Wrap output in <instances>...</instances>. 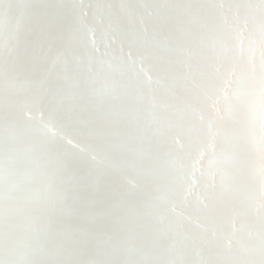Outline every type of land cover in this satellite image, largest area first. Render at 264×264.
<instances>
[{"label": "bare ground", "instance_id": "1", "mask_svg": "<svg viewBox=\"0 0 264 264\" xmlns=\"http://www.w3.org/2000/svg\"><path fill=\"white\" fill-rule=\"evenodd\" d=\"M113 9L125 29L140 18L150 31L157 24L141 0H128L123 12L114 0ZM73 16L71 0H0V264H194L195 249L173 248L157 233L155 209L199 151L207 104L179 127L172 121L167 145L147 137L143 108L125 87L127 68L90 57L87 42L99 41L100 29L74 32ZM208 42L222 72H243L231 33ZM232 80H214L209 95L231 97ZM194 207L178 211L193 213L195 230L206 221ZM244 249L236 255L260 264L255 238L245 236Z\"/></svg>", "mask_w": 264, "mask_h": 264}, {"label": "snow or ice", "instance_id": "2", "mask_svg": "<svg viewBox=\"0 0 264 264\" xmlns=\"http://www.w3.org/2000/svg\"><path fill=\"white\" fill-rule=\"evenodd\" d=\"M141 2L157 21L151 31L143 18L139 27H122L114 0H71L73 31L95 35L100 29V40L87 42L89 56L113 57L127 68L125 87L143 108L147 137L167 145L172 121L179 127L189 110L207 104L199 117V151L171 178L165 206L155 209L156 231L173 248L195 249L194 264H249L236 249H244L245 236L255 238L264 264V0H158L156 7ZM119 4L123 12L128 0ZM222 32L238 42L240 75L222 72L219 57L209 54L208 38ZM234 76L231 97L222 89L209 95L214 80L231 85ZM193 202V212L206 221L195 230L193 213L178 211Z\"/></svg>", "mask_w": 264, "mask_h": 264}]
</instances>
